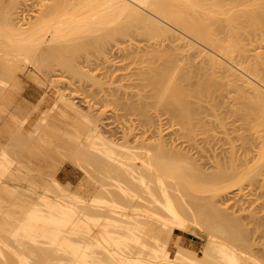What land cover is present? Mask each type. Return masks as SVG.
<instances>
[{"label":"bare ground","instance_id":"1","mask_svg":"<svg viewBox=\"0 0 264 264\" xmlns=\"http://www.w3.org/2000/svg\"><path fill=\"white\" fill-rule=\"evenodd\" d=\"M18 1L0 0V116L8 111V118L14 126V130H10L12 126L8 125L9 136L2 141L3 137L0 139V264H264V235H260V232L264 231L258 234L250 227L248 230L252 232L248 231L245 227L247 224L243 227L240 223L242 219H238L240 213L235 214L236 220L230 208L231 213L227 211L228 209L225 210L226 206L223 207L224 209L219 207L223 203L216 204L220 201L224 202L226 199L224 197L229 194L226 191L233 186L241 188L243 180L251 181L247 184L254 185L258 176H264L260 170L261 168L264 170V164L261 163L262 165L259 166L257 163L260 168L255 164L257 169L251 166L250 173L246 170L247 173L241 174L240 177V174H237L238 170H235L239 169L237 164L240 160L234 153L236 150L232 152L229 148L228 156H225L222 151L220 153L229 158V160L227 158L229 163L224 165L228 168V164L231 163V170L228 168L226 171L223 166L222 169L212 172L209 171L213 169L214 166H212L206 171V168H202L203 162H201L202 166L199 164L194 166L192 164L194 162L188 156L190 152L183 150L184 147L182 148L180 142L177 141L175 144L178 137L170 142L168 140L169 143H167L164 130L156 126L152 128L151 120L153 119H150L151 116L148 115L150 111H146V105L149 103L143 102L144 96L139 93H135L138 95L134 96L133 92V94L127 92L126 96L129 95L131 99L128 96L125 97L124 93L122 97L120 92V94L115 92L118 89L113 90L115 87L111 86V89L110 85L107 87L112 93H109L107 88L105 89L108 92L105 91L101 88L103 82L86 74L78 67L79 65L77 66L76 57L81 54V51L86 54L90 52L91 50L87 51L90 45L83 46L80 43L81 47L79 45L75 47L73 43L71 44L73 39L77 41L89 33L95 32L94 35H97V30H100L101 34L96 37L101 35L104 40H110L117 35H126L128 28L132 27L134 30L138 28L140 32L142 29V33L147 37L145 39L147 42L144 41L147 44H143V49L140 48L142 51L136 49L139 55L132 53L131 61L133 62L137 56L134 62L139 61L140 64L142 62L143 66H140L142 69L145 65L146 69H141L143 74L139 73V75H143L146 79L141 77L144 83H149L148 85L155 90V96L152 98L155 105L171 109L175 117L189 125V116H192L195 109L187 101V97L192 95L189 93L192 87H187L188 93H186L182 92L181 89L184 91V86L181 85L184 82L188 86L193 85L191 78L192 74H195L198 78L197 84L195 83L198 87L195 86V88L203 93L200 94L198 91L199 95L206 96L207 93H204L208 92L206 85L209 84L210 78L202 77V75H208L204 71L207 72L209 69L211 72V69L217 68L218 71H216L224 75L222 77H226L230 84H234L239 90L243 89L246 94H252L253 97L247 96L249 101L264 104V0H41L35 15L21 23V20L17 18L19 15L16 16L17 5L21 4ZM92 39L94 40L95 37ZM103 41L95 40L94 44H91L92 51L100 50ZM247 43L253 46L249 44L251 48L247 49L245 48ZM70 45L75 48L71 49ZM112 45L114 47L113 43L111 47ZM130 51L132 50L125 52L128 53V57L131 55ZM217 55L239 66L253 80L244 75L239 76V73L236 74V70L230 64V66L227 63L224 64L226 61L222 62ZM102 63L103 61L100 64ZM53 66H60L62 68L60 70L66 69L65 71H69L71 75L85 78L86 82L88 79L93 86H100L104 90L101 91L103 93L101 102L107 104L110 100L113 107L116 102L117 105H115L119 106V109L125 108L124 110L130 107L132 113L137 111L138 115H142L141 118H146L142 120L140 118L137 123L140 121L145 123V120H148L146 124L149 122L148 127L153 130H149L142 122L144 128L148 130L142 127L138 135L141 137L140 140L133 134V137L130 135L133 133V129L129 131L130 127H127L130 133L123 129L120 137L119 135L115 137V133L107 134L110 131H107L106 135L100 114L90 110L91 105L88 108L86 106L82 108L74 98L72 99L69 95L66 97L65 90L64 94L58 91L59 97L45 108L41 105L46 103V92L40 95V98L38 97L35 105L31 103L33 107H28L29 110L25 113H21L17 108L12 111L6 109L14 103L6 105L3 102L6 100L9 88L14 91L15 89L23 90V95L26 92L24 84L21 83L23 78L18 71L23 72L26 78H35V83L38 80V85L40 83L42 86L46 82L38 78L36 71L52 83L55 81L53 76L57 75L50 73L53 71L47 69ZM105 71L104 74H106ZM116 72L114 73L117 74ZM133 73L136 72L133 71ZM109 76L107 75L106 78ZM199 80L200 83H198ZM239 80L250 84V88H248L249 85L244 87L237 83ZM80 85L78 84L77 87L79 90ZM146 88L148 87L145 86L144 89ZM247 88L251 91H247ZM101 89H94L96 92H89V95L97 91L100 93ZM167 90L168 101L163 95L164 91L167 93ZM147 91L150 90H146V93ZM142 94L145 95L144 92ZM11 96L8 97L11 98ZM124 97L126 101L123 100ZM139 99L142 100L140 103L144 104L143 106H140ZM171 105L173 108H170ZM121 111L123 115L128 113L127 111L124 113L122 109ZM4 116L1 117L3 119L1 121L7 118L5 116L4 119ZM135 118L138 119V117ZM154 122L153 125H155ZM191 128L193 129V126ZM191 128L186 130L190 132ZM262 128L264 127H261L260 131ZM57 132H63L68 137V141H71L68 143L69 150L66 153L62 151L64 148L61 149V139L59 137V140L56 139ZM125 133L133 138V143H131L133 140L129 139L130 136L128 137ZM172 136L168 137L173 139ZM66 141L65 138L64 142ZM190 146H187L188 149ZM259 148L260 153H257V156L260 157L261 162H264V148ZM209 151L212 153L215 150ZM54 154H56L55 157L59 154V157H62L60 160L65 159L64 154L67 155L68 157H65L82 170V179L80 178L75 189L71 187V184H62L58 179L56 170L59 167L55 168L57 167L54 164L55 159L51 157ZM247 154L254 161L256 153L254 156L251 153ZM209 155L212 156V154ZM211 156L209 159H212ZM241 157L242 155L239 166L242 167V163L246 165L251 162L250 159ZM217 159L215 157V160ZM51 165L55 167L52 168ZM233 173L238 176L235 180H230ZM228 178L229 182H227ZM91 185L93 186L89 187ZM262 201L259 203H264ZM190 227L200 229L195 234L197 238L203 240V246L190 248L178 244L179 233ZM173 242L176 245V247L173 245L174 249L171 245Z\"/></svg>","mask_w":264,"mask_h":264},{"label":"rangeland","instance_id":"2","mask_svg":"<svg viewBox=\"0 0 264 264\" xmlns=\"http://www.w3.org/2000/svg\"><path fill=\"white\" fill-rule=\"evenodd\" d=\"M36 2V3H34V2ZM39 1H41V0H19L18 1V3L19 2H21V4L19 3V5H17V15L16 16H18L17 18H19L18 20L20 21V23L21 22H26L27 20H29V19H31L34 15H35V12L37 11V9L39 8ZM23 4V5H22ZM25 4V5H24ZM19 7V8H18ZM23 7V8H22ZM31 9V10H30ZM24 11V12H23ZM24 14V15H23ZM24 16V17H23ZM16 18V19H17ZM21 18V19H20ZM25 19V20H24ZM24 20V21H23ZM19 23V22H18ZM108 26H110V25H108ZM107 26V27H108ZM106 27V28H107ZM110 27H113L112 25L110 26ZM137 27H135V29H136ZM129 30L127 31V32H125L126 33V35H117V37H115L114 36V38L113 39H110V40H104V38H102L103 36H101V35H99V37H96V36H98V34H101V32H100V30H97V32H98V34H97V32H96V34L97 35H94V33L95 32H93V33H89V34H87V38H90V39H92L93 37H95V39L92 41V40H90V39H85L86 37H82L81 39H78V40H80V41H78L77 40V38H76V40L78 41H73V40H75V39H73L72 40V42H71V44L73 43V45L75 46V47H77V45H79L80 43H82V45L84 46V45H87V46H89L90 45V49H87V51L89 50H91L90 52H87V54L86 53H83L82 51L80 52L81 54H83V55H78L76 58H77V66L78 67H80L81 69H82V71L83 72H86V74H89V75H91V76H94V77H96V79H98L101 83L103 82V84H101L102 86H101V88H103V89H105V88H107V90H109V93L111 92L110 90L112 89V87H115L113 90H115V89H118L117 91L115 90V92H117V93H121V95L120 96H122L123 94L122 93H124V95H125V97H127L128 96V98H130L129 97V95H127L126 96V94H128L127 92H129V94H131L132 92L134 93V96L136 95H138V94H135V93H139V94H141V96H144V98H142V100H143V102L145 101H148V103H149V105H146V111L148 112V111H150L149 112V116H151L150 117V119H153V120H151V125H152V128L153 127H155L156 126V128L157 127H159V128H162L163 130H164V133H165V135L166 136H164V138H165V141H167V143H169L171 140H174L175 139V137L178 139H176V141H175V144L177 143V141H178V143L180 142V144H181V146H182V148H183V150H185V151H188V153L190 152V154L188 155L189 157H190V160H192L194 163H192L194 166H197L198 164L200 165V166H202V164H203V166H202V168H206V171H208L212 166H214L213 167V169L211 168V170H209V171H218V170H220V169H222V167H223V169H228V170H231V167H230V164H228L227 166H228V168L226 167V165H224V164H227V163H229V158L228 157H225V156H228V153H230V152H227V150H230L231 149V151L233 150V151H235L236 150V152H234L235 153V155H237V158H238V160H240L241 161V159H240V156L242 155V157H245L246 156V154L247 153H251V155H255V153H256V155H255V157L256 158H254V157H252V158H254V161H255V163H254V161L253 160H251V158L249 157V154H247V156L249 157H245V159H250L251 160V162H250V160H247L248 162H250V163H246V165H245V163H242L243 165H242V167H241V165L239 166L238 164L240 163V161H239V163L237 164V167H239V169L238 168H236L235 170H238L237 172H239V173H237L238 175L240 174V177H241V174L242 175H244V174H246L247 172L248 173H250L249 171V168H251V166L252 167H254L255 168V166L257 165V163H258V165L260 166V165H262V164H264V162H261L260 161V157L259 156H257V153H260V148L259 147H261V149L262 148H264V147H262V146H264V128H262V130L260 131V129H261V127H264V120H262V119H264V118H262V117H264V113H262V108H264V104H259V103H255V102H253V101H249L248 100V98H247V96L249 97V96H251L252 94H246L245 93V91H243V89H240L239 90V88L238 87H236V86H234V84H230L229 82V80L227 81V79H226V77H222V76H224V75H221L220 73H218L217 71V68L214 70H212L211 69V72H210V69L207 71V72H205L204 71V73H208V75H205L204 73V75H202V77L203 76H209L208 78H210V79H208V80H210V82H209V84L207 83V85H206V91H208V92H205V90H203L205 93L204 94H206L207 93V95L205 96V95H199L198 94V91L199 90H196V88L198 87L196 84V82H197V80H198V78H197V76L195 75V74H192L193 76H192V78H191V81L194 83L193 85H190V86H188V85H186L185 84V82L184 83H182V85L181 86H184V91H183V89H181L182 90V92H186V93H188V91H187V87H192L191 89H189V91H191V92H189V93H191L192 95L191 96H189V97H187V101L188 102H190V104L192 105V108L194 109V113H192V116L190 115L189 117H190V120H189V122H188V124L189 125H186L185 124V122L184 121H181V120H179V118L176 116L175 117V114L174 113H171V112H173L171 109H169V108H165V107H163V106H160V105H155V103H154V99H152V98H154L153 96H155V90H153V87L151 86V85H148V84H146V83H144L145 81L143 80V79H145V77L142 75V76H140L141 74H143L142 72V70H144V69H146L145 68V65H144V67H143V69H142V67H140L141 65L143 66V63L141 62V64H140V62L139 61H135L134 62V60L135 59H137L138 57L137 56H135V59L133 60V62L131 61V56H132V59H133V55H132V53L134 54L135 53V55H136V53L139 55V53H138V51H136V49H139L140 51H142L141 49H143L142 48V46H143V44H147V43H145V42H147L145 39H147V37H145V34H143L142 32V29H141V32H140V30L137 28L136 30H134V29H132V27H131V29L130 28H128ZM108 30H109V27H108ZM139 30V31H138ZM105 31H103V33H104ZM109 32H111V31H109ZM92 35V37H90L91 35ZM88 35H90V36H88ZM103 35V34H102ZM101 36V37H100ZM121 36V37H120ZM118 37H120V39H117ZM123 37V38H122ZM259 38V37H258ZM99 40L100 42L101 41H103V44H105L104 46H103V44H102V47H104V48H100V50H93L92 51V48H91V44H94V41L95 40ZM81 40H84V41H82L81 42ZM112 40V41H111ZM116 42H115V41ZM85 41H86V44H85ZM109 41V42H108ZM145 41V42H144ZM70 42V41H69ZM69 42H68V44H69ZM75 42H77V44L75 43ZM87 42H89V44H87ZM106 42H108V43H110V45L107 43V45H106ZM115 42V43H114ZM122 42V43H121ZM254 42V41H253ZM253 42H252V44H253ZM84 43V44H83ZM114 44V47H113V45H112V47H111V44ZM125 43V44H124ZM121 44V45H120ZM249 44L250 43H247V46H245V48L247 47V49L248 48H251L253 45H251L250 44V46H249ZM254 44H255V42H254ZM81 45V44H80ZM79 45V47H81ZM118 45V46H117ZM135 46V47H134ZM140 46V47H139ZM145 46V45H144ZM75 47H73L72 45H70V48L71 49H73V48H75ZM125 49H124V48ZM134 47V48H133ZM137 47V48H136ZM88 48V47H87ZM123 48V49H122ZM128 48H130L132 51H130L129 52V54L131 53V55L128 57L127 55H128V53H125V52H127L128 50H130V49H128ZM141 48V49H140ZM145 48H146V46L144 47V50H145ZM149 48V47H148ZM102 49H103V51H102ZM108 49V50H107ZM114 49V50H113ZM128 49V50H127ZM113 50V51H112ZM122 50V51H121ZM134 50L136 51V52H134ZM148 50V49H147ZM104 51H105V53H104ZM122 53H121V52ZM124 52V53H123ZM122 54H124V55H122ZM102 55V56H101ZM105 55V56H104ZM109 55V56H108ZM80 56V57H79ZM89 56V57H88ZM94 56V57H93ZM97 56V57H96ZM107 56H108V58H107ZM113 56V57H112ZM118 56H120V57H118ZM127 57V58H124V57ZM218 56V55H217ZM96 57V58H95ZM110 57V58H109ZM122 57V58H121ZM218 57H220L221 59H222V62L224 61H226L224 64H228V66H230L231 65V67L234 69V70H236V74L237 73H239L238 75L239 76H242V75H244V77L246 76V78H248V79H250V80H253V78L252 77H250V75H248V73L246 72V71H243V69H241L239 66H236L235 64H233V62H229V60H227V59H225V58H223V57H221L220 55L218 56ZM82 58V59H81ZM87 58V59H86ZM116 58V59H115ZM119 58V59H118ZM128 58H130V59H128ZM106 59V60H105ZM124 61H123V60ZM126 59V60H125ZM91 60H92V62H91ZM96 60V61H95ZM107 60H108V62H107ZM121 60H122V62H121ZM88 61H90V62H88ZM103 61V63H102V65L100 64L101 62ZM116 61H119V62H116ZM79 62V63H78ZM94 62H95V64H94ZM110 62V63H109ZM121 62V63H120ZM126 62H127V64H126ZM91 63V64H90ZM105 63V64H104ZM107 63V64H106ZM114 63V64H113ZM136 63V64H135ZM89 64V65H88ZM123 64V65H122ZM125 64V65H124ZM131 64V65H130ZM138 64V65H137ZM140 64V65H139ZM230 64V65H229ZM87 65V66H86ZM106 65V66H105ZM108 65V66H107ZM111 65V66H110ZM99 66V67H98ZM105 66V67H104ZM113 66V67H112ZM128 66V67H127ZM130 66V67H129ZM135 66V68L133 69V67ZM84 67V68H83ZM88 67V68H87ZM139 67V68H138ZM114 68V69H113ZM50 69V70H49ZM60 69H62V68H60V66H53V67H49L47 70L48 71H53V72H50V73H52V74H55V75H57V76H53L54 77V82L52 81V83L51 82H49L48 80H46V78L41 74V73H38L37 71H36V74H38L37 76H38V78H40L41 79V81H43L44 80V82H46V84H42V86L40 85V83H39V85H38V80H36V83H35V78H32V77H30V78H26L22 73L23 72H21V71H18V74L20 75V76H22V84H24V88L26 89V92L27 91H29V92H24V93H26V96L24 97V95H23V90L21 91L20 89L19 90H16L15 89V91L14 90H12V88H9V92L7 91V89L5 90V92H6V94H7V92H8V94H7V96H6V100L5 101H3L6 105H9L10 103H12V102H14L13 104H11V106L9 105V106H7L6 107V109L7 110H10L11 109V111H12V109H15V108H17V109H19V111H21V113H25L26 112V110H29V108L31 107H33V106H31L30 104L32 103V105H35L36 103H37V99H38V97L40 98V95H42L44 92H46V94H45V96H46V103L45 104H43V105H41L42 106V108H45L46 107V105L48 106L49 104H51L52 102H53V100L55 99V98H58L59 97V93L60 92H58V91H61V93H63L64 94V92H65V94L67 95L66 97H68V95H69V97H71L72 99L74 98V100L77 102V104H79L82 108H85V106H86V108H88V106H90V110H93V112L95 111V113H99L100 114V119L102 118V123H104V126H103V124H102V126H103V130H105L106 132H105V134L107 133V131H110V132H108L107 134H113V133H115V137L116 136H118L119 135V137L120 136H122V135H120V133L122 134L123 132H121L123 129V131H125L126 132V130H127V132H128V128L127 127H130L129 128V131H131V129H133L132 130V132L133 133H130V132H128V133H130V135L133 137V135L137 138V139H139L140 140V138L141 137H139L138 135H139V132H141L142 131V127L144 128V125L143 124H146V121H148V120H145V123L143 122V121H140L139 123H137L139 120H140V118L142 117V115H138V113L139 112H137L136 111V113H135V111L132 113L131 112V110H130V107H127L126 108V110H124L125 108H122L121 107V109L124 111V113H127V115H123V113H122V111H121V109H119V106H116L117 104H116V102H114L115 104H114V107H113V103L112 102H110V100H109V102L108 103H110V104H106V102H101V100L100 99H102V96H103V93L101 92V91H104L103 89H101L100 88V86H93V84L91 85L90 84V82H89V80L87 79V82H86V79L85 78H78L77 76H73V75H71L70 73H68L69 71H63V70H60ZM64 69V68H63ZM109 69V70H108ZM128 69V70H127ZM142 69V70H141ZM46 70V71H47ZM55 70V71H54ZM92 70H93V72H97V74H95V73H93L92 72ZM99 70V71H98ZM106 70V71H105ZM111 70V71H110ZM117 72H116V71ZM140 70V71H139ZM217 70V71H216ZM47 71V72H48ZM57 71H59V72H57ZM88 71V72H87ZM101 71V72H100ZM104 71H105V73L106 74H104ZM108 71V72H107ZM133 71L134 72H136V73H133ZM138 71V72H137ZM214 71V72H213ZM55 72V73H54ZM64 72V73H63ZM67 72V73H66ZM110 72V73H109ZM112 72V73H111ZM114 72H116L117 74H115ZM61 73V74H60ZM63 73V74H62ZM66 73V74H65ZM115 74V76H113L114 74ZM131 73V74H130ZM133 73V74H132ZM138 73V74H137ZM139 73H141L140 75H139ZM211 73V74H210ZM22 74V75H21ZM48 74H49V72H48ZM68 74H70V75H68ZM101 74V75H100ZM102 74H104V75H102ZM109 74L111 75V76H109ZM121 74H122V76H121ZM220 74V75H219ZM60 75V76H59ZM109 76V77H107L109 80H106L107 78H106V76ZM132 75V76H131ZM139 75V76H138ZM59 76V77H58ZM71 76H72V78H71ZM101 76V77H100ZM211 76V77H210ZM248 76V77H247ZM52 77V78H53ZM63 77V78H62ZM68 77V78H67ZM100 77V78H99ZM104 77L106 78V79H104ZM115 77V78H114ZM123 77V78H122ZM137 77V78H136ZM141 77H143V79L141 78ZM202 77H201V81H202ZM213 77V78H212ZM243 77V78H244ZM60 78V79H59ZM70 78V79H69ZM218 79V80H216L215 81V79ZM72 79V80H71ZM80 79V80H79ZM103 79V80H102ZM112 79V80H111ZM212 79V80H211ZM220 79V80H219ZM221 79L223 80V81H221ZM124 80V81H123ZM133 80V81H132ZM139 80L141 81V82H139ZM146 80V79H145ZM199 80V82L198 83H200L201 81ZM226 80V81H225ZM38 81V82H37ZM82 81H84V82H82ZM123 81V82H122ZM130 81V82H129ZM211 81H212V83H211ZM214 81V82H213ZM25 82V83H24ZM89 82V83H88ZM115 82V83H114ZM120 82V83H119ZM122 82V83H121ZM218 82V83H217ZM221 82H223V83H221ZM224 82H226V83H224ZM228 82V83H227ZM255 82V81H254ZM68 83V84H67ZM105 83H107V84H105ZM110 83H112V84H110ZM135 83V84H134ZM140 83V84H139ZM196 83V84H195ZM210 83H211V85H210ZM237 83H240V84H242V86H244V87H248V86H246V85H249V87L248 88H250V84H248L247 82H245V83H242L240 80H239V82L237 81ZM27 84V85H26ZM30 84V85H29ZM51 84V85H50ZM57 84V85H56ZM74 84V85H73ZM78 84L80 85H82V86H84L83 87V90H82V86L80 85L79 87H80V90H79V88H77L78 87ZM86 84V85H85ZM128 84V85H127ZM137 84H139V85H137ZM146 84V85H145ZM216 84V85H215ZM74 87H73V86ZM108 85H110L109 87H111V89H109V87H107ZM141 85V86H140ZM210 85V86H209ZM27 86H28V89H27ZM30 86V87H29ZM43 86H45V87H43ZM57 86V87H56ZM75 86H76V88H75ZM93 86L94 87V89L95 90H97V88L98 89H101V90H99L100 91V93L97 91V93H95V94H90L89 95V92L90 93H94V92H96L94 89H93V87L91 88V87ZM135 86H138V87H135ZM146 86V87H148V88H146V89H144V87ZM195 86H196V88H195ZM234 86V87H233ZM96 87V88H95ZM117 87V88H116ZM119 87V88H118ZM122 87V88H121ZM131 87H132V89H131ZM152 87V88H151ZM220 87V88H219ZM57 88V89H56ZM60 90H59V89ZM90 88V89H89ZM135 88H136V90H135ZM141 88V89H140ZM143 88V89H142ZM183 88V87H182ZM194 88V89H193ZM247 88V91H251V89L249 90ZM12 90V92H10L11 90ZM14 89V88H13ZM119 89H121V90H123V92L120 90L119 91ZM246 89V88H245ZM33 92H32V91ZM46 90V91H45ZM65 90V91H64ZM88 90V91H87ZM92 90H94V91H92ZM106 89H105V91H107ZM112 90V91H113ZM126 90V91H125ZM135 90V91H134ZM146 90H150L151 92H153V93H151L150 91L148 92L147 91V93H146ZM186 90V91H185ZM15 92V94H13L14 92ZM17 91V92H16ZM69 91V92H68ZM80 91V92H79ZM83 91V92H82ZM137 91V92H136ZM241 91H243V92H241ZM73 92H75V93H73ZM88 92V93H87ZM108 92V91H107ZM114 92V91H113ZM145 93V95L147 96L148 94L150 95V98H149V95H148V97H145V95L144 94H142V93ZM241 92V93H240ZM30 93V95H28ZM41 93V94H40ZM69 93V94H68ZM73 93V94H72ZM105 94H106V92H104ZM112 93V92H111ZM119 93V94H120ZM132 93V94H133ZM199 93L201 94L202 92H200L199 91ZM26 99V97H28V99H30V106H29V108H28V105H26V107L24 106V104H25V102H26V104H28V99H23V97L21 96V95ZM32 94V95H31ZM36 94V95H35ZM79 94V95H78ZM99 94V95H98ZM168 90H167V93L164 91V93H163V95H165L166 97V101H168L167 99H169V98H167V97H169L168 95ZM194 94V95H193ZM203 94V93H202ZM10 95H12L11 96V98H9L10 97ZM20 95V96H19ZM74 95V96H73ZM91 95L93 96L94 95V97H91ZM97 96V98H95L96 96ZM151 95H152V97H151ZM198 95V96H197ZM9 96V97H8ZM15 96V97H14ZM36 96V97H35ZM242 96H244V97H242ZM87 97H88V99H87ZM89 97H91V98H89ZM108 97H109V95H108ZM123 97V96H122ZM125 97H124V99L123 100H125ZM204 97V98H203ZM245 97H246V99H245ZM251 97H253V96H251ZM76 98V99H75ZM127 98V99H128ZM136 98H138V97H136ZM139 98H141V97H139ZM149 98V99H148ZM14 99V100H13ZM87 99V100H86ZM93 99H95V100H98V102L96 101L95 102V100H93ZM131 99V98H130ZM146 99V100H145ZM11 100V101H10ZM13 100V101H12ZM73 100V101H74ZM138 100V99H137ZM140 100L141 99H139V104H140V106H143L144 104H142V103H140ZM141 100V101H142ZM149 100H151V101H149ZM155 100H156V98H155ZM87 101V102H86ZM88 101H89V103H88ZM126 101V100H125ZM128 101V100H127ZM247 101V102H246ZM82 102V103H81ZM93 102V103H92ZM95 102V103H94ZM130 102H131V100H130ZM130 102H126V103H130ZM187 102V103H188ZM252 102V103H251ZM9 103V104H8ZM88 103V104H87ZM103 103V104H102ZM255 103V104H254ZM98 104H100V106H97ZM105 104V105H104ZM195 104V105H194ZM259 104V105H258ZM19 105H20V107H19ZM111 105V106H110ZM189 105V104H188ZM260 105H262V106H260ZM96 106V107H95ZM108 106V107H107ZM150 106H153L152 108L150 107ZM154 106H155V108H154ZM158 106V107H157ZM160 106V107H159ZM195 106V107H194ZM101 107V108H100ZM197 107H198V109H197ZM9 108V109H8ZM20 108H22L23 110H21ZM108 108H109V110H108ZM115 108V109H114ZM128 108H129V110H128ZM161 108V109H160ZM165 108V109H164ZM170 108H173L172 107V105L170 106ZM261 108V109H260ZM24 109H25V111H24ZM114 109V110H113ZM160 109V110H159ZM167 109V110H166ZM198 111H197V110ZM98 110V111H97ZM101 110V111H100ZM156 110V111H155ZM169 110H171L170 112H169ZM261 110V111H260ZM97 111V112H96ZM111 111V112H110ZM127 111V112H126ZM158 111V112H157ZM92 112V111H91ZM7 113H8V111H7ZM6 112L5 113H3V115H5V116H7V118L5 119V116H4V121H1V120H3L2 118V116H0V139H1V141L2 140H5L6 139V136L8 137L9 136V129H8V125H9V127H11L10 128V130L12 129V130H14V126H13V124L11 125V122H10V118H8V116H9V114H7ZM114 113V114H113ZM121 113V114H120ZM116 114V115H115ZM138 115V116H135V115ZM140 114H141V112H140ZM155 114H156V116H155ZM124 116V117H122L121 118V116ZM262 115V116H261ZM118 116L120 117V118H118ZM126 116V117H125ZM140 116V117H139ZM154 116V118H152ZM2 117V118H1ZM135 117H138V119L137 118H135ZM173 117V118H172ZM124 118V119H123ZM145 117H143V118H141V120L142 119H144ZM134 119V120H133ZM146 119V118H145ZM155 119V120H154ZM176 119V120H175ZM6 120H8V121H6ZM129 120H130V122H129ZM104 121V122H103ZM155 123V125H153V122ZM142 122H143V124H142ZM181 122V124H179ZM184 122V124H182ZM191 122V123H190ZM6 123H8V124H6ZM148 123L149 122H147V126L146 127H148L149 125H148ZM187 123V122H186ZM124 124V125H123ZM133 124H135V125H133ZM137 124H138V126H137ZM191 124V125H190ZM121 125V126H120ZM125 125H127L126 127H125ZM196 125V126H195ZM109 126V127H108ZM133 126H134V128H133ZM139 126H141V127H139ZM167 126H168V128H167ZM170 126V127H169ZM176 126V127H175ZM179 126H180V129H178L179 128ZM193 126V129L191 128ZM5 127H7V128H5ZM112 127V128H111ZM123 127V128H122ZM136 127V128H135ZM144 128V130H148V128ZM174 127V128H173ZM178 127V128H177ZM188 129H187V128ZM259 128V130H257V128ZM111 128V129H110ZM116 128V129H115ZM126 128V129H125ZM152 128H149V130L151 129V130H153ZM165 128V129H164ZM182 128V129H181ZM183 128L185 129V130H183ZM192 129L193 130V132H192V130L190 131V132H188L187 130H189V129ZM141 129V130H140ZM155 129V128H154ZM168 129V130H167ZM173 129V130H172ZM178 129V130H177ZM187 129V130H186ZM68 130H70V129H68ZM135 130V131H134ZM116 131V132H115ZM170 131V132H169ZM180 131V132H179ZM187 133H186V132ZM6 132V133H5ZM8 132V133H7ZM150 132V131H149ZM148 132V133H149ZM168 132V133H167ZM175 132V133H174ZM177 132V133H176ZM202 132V133H201ZM147 133V136H149V134ZM179 133L183 136V137H181V135H179ZM194 133V135H192ZM4 134V135H3ZM6 134V135H5ZM57 134V135H56ZM60 136H59V135ZM106 134V135H107ZM117 134V135H116ZM127 133H125V135H126ZM133 134V135H132ZM144 134H146V132L144 133ZM152 134V133H151ZM150 134V135H151ZM188 134V135H187ZM196 134V135H195ZM62 135H63V137H62ZM129 135V136H130ZM170 135V137L172 136V138L173 139H171V138H169L168 136ZM191 135V136H190ZM55 136L57 137L56 139H58V137H59V139H61L60 141L62 142H60V145H61V149L62 148H64V149H62V151H63V153H66L67 152V150H69V145H68V143H71V141H68L69 139H68V137L63 133V132H57V133H55ZM110 136V135H109ZM127 136H128V134H127ZM128 136V137H129ZM129 137V139L130 140H133V138L132 137ZM144 136V135H143ZM180 136V137H179ZM193 136H195V138L193 137ZM64 138V140H65V138L67 139V141L66 142H64V140H62V138ZM139 137V138H138ZM184 137H185V139H184ZM189 139H188V138ZM191 137V138H190ZM135 138V139H136ZM58 139V140H59ZM185 141H184V140ZM197 139V140H196ZM202 139H204V140H202ZM57 140V141H58ZM168 140H169V142H168ZM191 142H190V141ZM196 140V141H195ZM200 140V141H199ZM136 141V140H135ZM187 141V142H186ZM198 141V142H197ZM134 142V140L131 142V143H133ZM173 142V141H172ZM193 142H195V144L193 143ZM59 143V142H58ZM183 143V144H182ZM192 143V144H191ZM197 143H199V144H197ZM189 144H191V146L189 145ZM177 145H179V144H177ZM192 145H194V147L192 146ZM190 146V148L188 149V147ZM198 146H200L201 148H199ZM204 146V147H203ZM178 147H180V145L178 146ZM195 147H197V148H195ZM232 147V148H231ZM181 148V147H180ZM195 150H194V149ZM205 148H207V149H205ZM209 148V149H208ZM230 148V149H229ZM201 149V150H200ZM212 149V151H214V152H212L211 153V151H209V150H211ZM224 149V150H223ZM180 150H182V149H180ZM193 150V151H192ZM202 150H204V151H202ZM206 150V151H205ZM218 150H220L219 152H218ZM201 151V152H200ZM217 151V152H216ZM223 152V154H225V156L223 155V154H221L222 152ZM225 151V152H224ZM232 151V152H233ZM221 152V153H220ZM246 152V153H245ZM187 152H185V154H186ZM194 153V154H193ZM212 154V156L211 155H209V154ZM215 153V154H214ZM253 153V154H252ZM200 154V155H199ZM202 154V155H201ZM205 154V155H204ZM220 154V155H219ZM227 154V155H226ZM63 154H61V156H62ZM191 155H192V157H191ZM199 155V156H198ZM207 155V156H206ZM223 155V156H222ZM230 155V154H229ZM245 155V156H244ZM259 155V154H258ZM56 156V154H54V156H51L52 157V159L55 161L54 162V164L55 165H57V167H55V166H53L54 164H53V162L51 163V164H53V165H51V166H53L52 168H58L57 170H56V174H57V176H58V179L60 180V182L62 183V184H66V183H69V184H71V187L72 188H76L77 187V184H78V182L82 179V175H83V173H82V170L72 161V160H70V159H68L67 157V155H63V158H65V159H63V160H60V159H62V157L60 158L59 157V154H57V157H55ZM65 156H67V157H65ZM196 156V157H195ZM201 156V157H200ZM209 156V157H208ZM210 156H211V158L212 159H209L210 158ZM222 156V157H221ZM58 157H59V159H58ZM203 157V158H202ZM215 157L216 158H218L217 160H215ZM220 157V158H219ZM241 157V158H242ZM257 157H259V158H257ZM202 158V159H201ZM221 158H222V160H221ZM224 158V159H223ZM227 158H228V160H227ZM220 159V160H219ZM226 159V160H225ZM242 159H244V158H242ZM206 160V161H205ZM262 160V159H261ZM214 161V162H213ZM220 161H222L221 163H219ZM225 161V162H224ZM228 161V162H227ZM58 162H59V164H58ZM197 162H199V163H197ZM201 162H203V163H201ZM216 162H217V164H216ZM224 162V163H223ZM207 163H208V168H207ZM223 163V164H222ZM253 163V164H252ZM262 163V164H261ZM192 164H188L189 166L190 165H192ZM196 164V165H195ZM221 164H222V166H221ZM247 164L249 165V166H247ZM256 164V165H255ZM244 165H245V167H244ZM257 165V166H258ZM217 166V167H216ZM221 166V167H220ZM258 166V168H260ZM226 167V168H225ZM51 168V167H50ZM218 168V169H217ZM244 168H246L245 170H244ZM244 171H243V170ZM255 169H257V167L255 168ZM255 169H253V170H255ZM202 170H205V169H202ZM240 170H241V173H240ZM246 170H247V172H246ZM261 171H262V173H264V170H262V168L260 169ZM227 171V170H226ZM243 171V172H242ZM252 171V170H251ZM235 172V171H234ZM245 172V173H244ZM253 172V171H252ZM261 173V172H260ZM234 175H236V174H234L233 173V175L232 176H234ZM238 175H236V177L235 178H232V176H231V178H230V180H235L236 178H237V176ZM262 176V175H261ZM261 176H258L259 178H258V180H257V182H256V180H255V182L256 183H258V184H256V183H254V185L253 184H251V183H249V184H247V182H251V181H245V180H243V182H242V185H241V188H240V190H241V193H240V190H239V192H238V186L237 187H232V185H231V189L230 188H228V189H230L228 192L226 191V193L229 195H226V193H225V197H224V199L226 198V199H228V201L226 200H224V202H222V201H220V202H217L216 204H220V203H223V204H220V208H225V206H226V209L225 210H227L228 212H230L229 211V208H230V210H231V212H233V215H235V214H239L240 213V217L238 216V219H242L241 221H240V223L242 224V226L244 227L246 224H247V226H245L246 227V229L248 230L249 229V227L251 228V230H256L257 231V233L259 234V232L260 231H264V230H262V229H264V228H262V227H264V203H259V202H261L262 200H264V176H262V178H260ZM81 178V179H80ZM256 179H257V177H256ZM229 180V178H228V180H227V182H229L230 181ZM254 180H252L253 182H254ZM224 183H226V181L224 182ZM92 184V183H91ZM68 185V184H67ZM229 185V184H228ZM247 185V186H246ZM252 185V186H251ZM257 185V186H256ZM93 185H91V186H89V187H92ZM243 186V187H242ZM254 186V187H253ZM235 188H237V189H235ZM243 188V189H242ZM233 190H235L234 191V193L235 192H238V194L236 193L235 195H234V193H233ZM237 190V191H236ZM243 190V191H242ZM216 192V191H215ZM232 192V193H231ZM212 193V192H211ZM206 196V195H205ZM228 196V197H227ZM232 196H234V197H232ZM242 197V199H240ZM214 198V197H213ZM216 198H217V196H216ZM233 198H235V199H232ZM250 198V199H249ZM229 199H230V201H229ZM237 199H239V200H237ZM248 199V200H247ZM254 199V200H253ZM256 199V200H255ZM222 200V199H221ZM245 200H247V201H249L250 203H248L247 201H245ZM251 200V201H250ZM261 200V201H260ZM235 201H238V202H235ZM253 201V202H252ZM230 202V203H229ZM235 202V203H234ZM262 202H264V201H262ZM242 203V204H241ZM243 203H245V204H243ZM218 204V205H219ZM227 204V205H226ZM238 204V205H237ZM235 206V208H234V206ZM233 207V208H231V207ZM238 206H239V210H238ZM247 206V207H246ZM250 206V207H249ZM258 206V207H257ZM237 207V208H236ZM223 208V209H224ZM258 208V209H257ZM237 209V210H236ZM251 209H253V210H251ZM256 209V210H255ZM243 210V211H242ZM248 212H247V211ZM259 210L261 211V212H259ZM242 211V212H241ZM230 212V213H231ZM236 212V213H235ZM255 215L254 217H253V215ZM259 214H261V215H259ZM248 215H249V217H248ZM251 216V217H250ZM235 218H236V220H237V217H236V215H235ZM250 218V219H249ZM255 218H257V219H255ZM261 218V219H260ZM244 219H245V221H244ZM254 219V220H253ZM260 219V220H259ZM253 220V221H252ZM258 220V221H257ZM239 221V220H238ZM243 221V222H242ZM262 223H261V222ZM255 224H253V223ZM258 222H260L259 224H258ZM243 223H244V225H243ZM257 223V224H256ZM252 225V226H251ZM253 226L255 227L254 229H253ZM261 228H260V227ZM259 229H258V228ZM197 229V230H196ZM194 228V227H190L189 229H186V230H184V231H181L179 234H180V238H179V240H178V244H180L181 246H188V247H190V248H193V247H200V246H203V240L202 239H199V238H197V236H196V234H195V232H197V231H200V229H198V228ZM261 229V230H260ZM251 230H248V231H250V232H252ZM259 230V231H258ZM254 233V232H253ZM256 233V234H257ZM262 233H264V232H260V235H264V234H262ZM252 234V233H251ZM255 234V233H254ZM186 239V240H185ZM183 241V242H182ZM182 242V243H181ZM171 245H172V247H173V249L176 247V245H175V242H173V243H171ZM173 245H175V247L173 246ZM172 249V250H173Z\"/></svg>","mask_w":264,"mask_h":264},{"label":"crops","instance_id":"3","mask_svg":"<svg viewBox=\"0 0 264 264\" xmlns=\"http://www.w3.org/2000/svg\"><path fill=\"white\" fill-rule=\"evenodd\" d=\"M24 96H26V93L24 94ZM28 101H29L28 104H26V102H25V104H24L25 107H26V105H28V107L30 106V105H29L30 102H31L30 99H28Z\"/></svg>","mask_w":264,"mask_h":264}]
</instances>
